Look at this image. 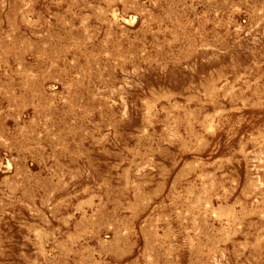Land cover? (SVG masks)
I'll list each match as a JSON object with an SVG mask.
<instances>
[{
  "label": "rangeland",
  "instance_id": "rangeland-1",
  "mask_svg": "<svg viewBox=\"0 0 264 264\" xmlns=\"http://www.w3.org/2000/svg\"><path fill=\"white\" fill-rule=\"evenodd\" d=\"M0 264H264V0H0Z\"/></svg>",
  "mask_w": 264,
  "mask_h": 264
}]
</instances>
